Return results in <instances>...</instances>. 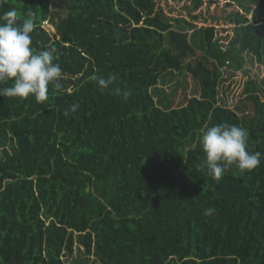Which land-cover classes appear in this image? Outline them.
<instances>
[{
  "label": "trees",
  "instance_id": "1",
  "mask_svg": "<svg viewBox=\"0 0 264 264\" xmlns=\"http://www.w3.org/2000/svg\"><path fill=\"white\" fill-rule=\"evenodd\" d=\"M227 1L244 11L227 45L157 0L0 2L18 24L34 14L31 47L54 50L64 76L42 104L0 96V264H69L77 243L86 264H264V157L220 180L198 167L200 130L218 123L264 154V78L246 82L250 116L219 96L224 68L264 65V0ZM175 71L200 83L177 107L158 87ZM110 74L101 91L93 77Z\"/></svg>",
  "mask_w": 264,
  "mask_h": 264
},
{
  "label": "clouds",
  "instance_id": "2",
  "mask_svg": "<svg viewBox=\"0 0 264 264\" xmlns=\"http://www.w3.org/2000/svg\"><path fill=\"white\" fill-rule=\"evenodd\" d=\"M33 17L34 14L28 12L23 23L18 24L17 10L0 15V84L11 82L8 87H0V96L27 98L32 95L42 104L48 100L50 84L57 90L63 88L64 76L60 64L54 62V50L37 51L31 47L30 33L36 27ZM117 79L116 74H110L107 79L93 77L101 91ZM78 108L79 104L69 105L63 115L67 117ZM248 136L246 128L227 122L202 128L199 144L204 158L199 170H206L213 179L220 180L233 167L241 173L257 168L264 154L246 150ZM215 211L214 207L206 208L204 215L211 216Z\"/></svg>",
  "mask_w": 264,
  "mask_h": 264
},
{
  "label": "rangeland",
  "instance_id": "3",
  "mask_svg": "<svg viewBox=\"0 0 264 264\" xmlns=\"http://www.w3.org/2000/svg\"><path fill=\"white\" fill-rule=\"evenodd\" d=\"M193 2L194 0H157V7L172 19L184 18L197 27L215 26L216 37L227 45L234 36L235 28V24L230 22L228 17L237 12L243 14V9L237 3L232 1L230 3L227 0H202V5L198 8L194 7ZM43 26L50 33H56V27L51 21L46 20ZM198 57H202V53L199 51L196 57H190L189 60H194ZM223 70V81L219 89L220 100H223L227 106L239 107L240 111H246L245 113L250 116L253 105L251 102L246 101L244 88L250 78H264V65H260L255 60L248 58L242 70L234 71L230 68H224ZM164 78H161L158 87L173 102V107L183 105L190 97L199 96L200 94L199 80L191 73L175 71ZM85 257H89L90 260L94 259V256L87 255L85 249L77 243L74 253L66 258L69 264H86L83 261Z\"/></svg>",
  "mask_w": 264,
  "mask_h": 264
}]
</instances>
